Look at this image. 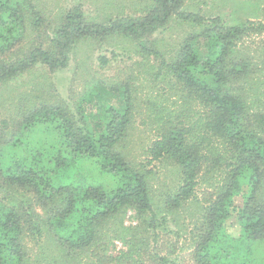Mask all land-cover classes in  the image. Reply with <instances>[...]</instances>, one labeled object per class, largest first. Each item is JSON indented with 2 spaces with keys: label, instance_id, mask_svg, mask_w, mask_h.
<instances>
[{
  "label": "trees",
  "instance_id": "16d2710c",
  "mask_svg": "<svg viewBox=\"0 0 264 264\" xmlns=\"http://www.w3.org/2000/svg\"><path fill=\"white\" fill-rule=\"evenodd\" d=\"M186 1L150 0L141 16L105 23L79 7L49 32L40 0H0V86L37 64L67 68L88 40L123 37L143 58L120 85L89 84L77 114L48 89L28 104L22 94L1 121L0 264H63L66 256L76 264L82 255L95 264H264V22L228 25L188 11ZM173 19L190 30L164 53L153 36ZM145 104L143 123L156 131L150 163L174 164V191H153L152 171L124 150ZM84 163L114 186L97 183ZM128 211L138 223L121 228ZM111 238L127 250L109 254ZM181 238L190 245L184 254ZM41 241L47 247L33 261L28 243Z\"/></svg>",
  "mask_w": 264,
  "mask_h": 264
},
{
  "label": "rangeland",
  "instance_id": "374dc122",
  "mask_svg": "<svg viewBox=\"0 0 264 264\" xmlns=\"http://www.w3.org/2000/svg\"><path fill=\"white\" fill-rule=\"evenodd\" d=\"M150 0H40L41 7L46 8V15L53 20L50 31L59 22L63 14L75 8L82 7L87 16V20L94 23H105L107 21L137 17L143 14V10ZM186 9L190 12L199 13L206 18L220 17L228 25H237L248 20L264 22V0H187ZM109 21V22H110ZM112 21V22H113ZM50 27V26H49ZM190 30V26L178 23L173 19L169 26L159 30L153 39L159 50L170 53L180 43L181 39ZM35 35H33V39ZM257 39L263 40L264 35ZM136 45L129 39L123 37H110L102 40H88L78 43L71 56L67 68L51 73L43 64H37L28 72L11 82L0 86V127L4 126L3 120H10L14 115V108L22 94L26 93L27 104L33 100L35 95L46 96L48 89L54 91L63 100L69 103L72 111L77 114V106L82 102L84 93L89 84L94 81H101L107 86L120 85L128 77L129 66L143 60L136 52ZM101 57L107 59L103 64ZM152 56L151 62H153ZM155 63V61H154ZM159 87V85L157 84ZM146 93V92H145ZM157 93L153 100H156ZM173 101V100H172ZM19 104V103H18ZM171 105V101L168 103ZM86 105V104H85ZM31 106V105H29ZM5 109H9L6 110ZM150 110L145 104L137 110L135 125L130 133L124 150L128 159L134 165L143 164L147 170L152 171L151 185L156 193L171 191L180 184L178 169L173 163L168 161H155L150 163L149 149L155 140V128L146 126L143 121L149 120ZM77 117V115H76ZM80 119L79 117H77ZM90 164V163H89ZM81 164L84 172L95 175L97 183L105 185L107 188L114 186L113 181L108 176H99L98 170H91L93 166ZM207 184L199 185L198 190H203ZM156 195V194H155ZM240 204V199L237 200ZM188 215L185 220H188ZM138 223L135 213L128 211L124 216L121 228L134 226ZM172 228V226H171ZM239 226L234 218L228 222V231L232 234L239 232ZM112 246L109 247V254H119L127 250V246L122 238H111ZM174 243V242H173ZM45 242L28 243L30 257L35 261V255L40 251ZM182 246L184 249L182 250ZM189 243L180 239L179 252H188ZM45 247H47L45 245ZM52 255L57 254L55 246ZM48 250V248H47ZM49 252V251H48ZM138 258V257H136ZM139 259V258H138ZM72 264L68 257L63 260V264ZM76 264H95L91 257L81 256L76 260Z\"/></svg>",
  "mask_w": 264,
  "mask_h": 264
}]
</instances>
